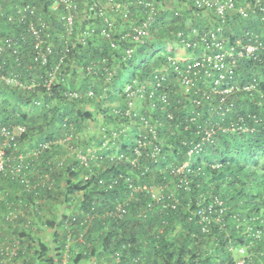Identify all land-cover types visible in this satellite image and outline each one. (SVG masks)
Returning a JSON list of instances; mask_svg holds the SVG:
<instances>
[{
    "label": "trees",
    "instance_id": "1",
    "mask_svg": "<svg viewBox=\"0 0 264 264\" xmlns=\"http://www.w3.org/2000/svg\"><path fill=\"white\" fill-rule=\"evenodd\" d=\"M96 1L77 0L80 20L70 50L65 54L61 38L64 27L60 20L64 9L55 10L57 0H0V44L5 48L0 56V123L26 127V132L17 139L16 155L24 153L25 142H33L34 149L41 144H52L39 158H27L31 185H39L35 192L16 180L4 178L0 183L6 201L16 202L21 198L29 207H37V211L33 209L29 214L30 220L16 222L26 227L14 238L20 242L19 260L28 252L30 260L39 264H62L67 248L71 249L74 244L73 256L75 249L83 250L89 244L92 251L102 249L110 264H132L137 256L142 258L140 264H264V51L256 62L240 60L238 78L242 82L257 78L258 91L251 98L239 95L229 114L234 120L239 116H254L253 133H223L216 123L227 126L231 121L212 119L206 124L209 120L206 116L203 138L211 131L214 132L212 139L205 143L200 155L189 157V136L193 131L185 130L179 112H175L174 120L161 113L162 156L154 163L144 153L139 162L132 165L131 161L120 159L122 155L128 159L135 157L131 138L120 136L113 140V134L121 135L127 123L141 121L140 114L128 118L121 113L125 104L119 97L126 83L132 79L146 80L174 56L167 50L177 43L178 30L187 29L189 24L210 31L219 24L214 14L208 13L207 18L201 19L202 13L194 8L195 0H157L160 13L151 29L150 40L128 58L125 51L133 45L123 37L131 32V21L141 11L138 0H112L123 8L128 7L130 18L125 16V11L111 9L114 27L110 40L101 34L103 21L87 17L89 6ZM26 6L33 8L35 15H27L25 22H21L19 11ZM179 9H185L180 19L174 16V11ZM39 20L48 26L43 37L52 46V52L46 54L44 45L45 58L37 53L28 33V25ZM88 32L92 36L85 38L83 34ZM247 32L264 40L261 17L245 20L233 14L222 36L227 44L234 45L239 40L245 41ZM9 40L11 42L7 43ZM112 42L118 49L111 48ZM106 68L114 72L113 80L108 83L103 76ZM54 74L55 79L48 89L45 85ZM9 78L25 89L8 84L5 80ZM90 91L94 92V97L89 99ZM75 94L79 95L78 99L73 97ZM116 101L118 104L113 106ZM89 107L97 110L104 121L99 138L86 143L81 134L97 119ZM175 107L173 104L171 109ZM26 108L30 112L25 111ZM70 135L76 137L72 142L74 149L84 154L88 149L93 151L88 166L81 164L74 150L53 144ZM11 151L14 152L13 148ZM184 162H188L191 169L188 188L182 184L183 176L172 175L169 170ZM45 176L51 177V188L40 178ZM60 178L67 180L65 191L56 188ZM150 187L160 188L165 196L174 194L179 200L177 209H173L172 204L168 206L166 199L153 200ZM137 188L141 190L135 192ZM55 190L60 196L64 194L63 204L77 199L81 206L68 218L70 226L63 227L61 237L54 231L61 245L53 255L54 247L48 246V242L41 244V250L37 248V238L29 228L33 221L45 220L46 228L54 229L55 222L42 212V198L49 197ZM15 192H19L16 197ZM39 200L42 205L37 204ZM197 203L201 204L200 208L212 207L213 210L212 218L203 226L193 214L198 209ZM121 205L127 211L122 219L109 216ZM227 207L230 210L221 213ZM0 209L4 211L5 206L0 205ZM117 253H120V261H116ZM79 257L82 259L83 255Z\"/></svg>",
    "mask_w": 264,
    "mask_h": 264
},
{
    "label": "built area",
    "instance_id": "2",
    "mask_svg": "<svg viewBox=\"0 0 264 264\" xmlns=\"http://www.w3.org/2000/svg\"><path fill=\"white\" fill-rule=\"evenodd\" d=\"M156 1H137L141 11L136 19L131 21V32L123 37L124 40L133 45V47L125 51L126 57H132L137 49L148 44L151 29L160 13ZM194 5V8L196 7L200 10L203 15V17L200 15L201 19L207 18L208 13L210 15L214 14L219 24L217 28L203 31L188 24L187 29L178 30L175 34L177 43L173 48L171 47L167 50L168 54H174V56L169 57L167 63L160 69L155 70L153 75L146 80L132 79L126 83L123 94L119 97L125 104V110L121 112L123 115L128 118L135 117L138 114L141 115V121L138 123L131 121V125L127 123V127L124 128L121 135L113 134V140L119 139L120 136H124V138L130 137L132 144H135L133 148L135 157L132 159H128L125 155L120 157L121 160L131 161L132 165H136L144 153L154 163H157L159 157L162 156L161 140L159 138L161 113L165 114L169 120H174L175 112H179V118L181 123L185 124V130L189 133L193 131L191 136H189L191 141V146H188L189 157L200 155L205 143L212 139L214 132L211 131L203 138V118L206 116L209 118L206 124H210L212 119H218L217 121L224 123L225 121H231L227 126L216 123L217 129L219 128L218 130L223 133L248 134L255 131V125H253L254 116H239L238 119L234 120L229 117V114L233 112L234 102L239 95L251 98L256 90L258 91L259 80L253 77L247 82H242L237 76V69L240 60L253 59L255 62L259 60L260 52L264 51V40L255 33L247 32L245 41L239 40L234 45H229L225 42L222 35L225 32L229 17L233 14L245 20L261 17L264 22V0H245L242 2L236 0H195ZM54 8L55 10L58 8L64 9V13L60 16L64 27L61 38L64 40V53L67 54L71 47L72 37L76 34L77 21L80 20L79 5L77 0H57ZM111 9L125 11L127 12L125 16L130 18L129 8L114 4L112 0H98L89 6L87 10L89 20L100 19L103 21L104 27L101 30V34L109 40L114 27L113 18L110 15ZM183 10L185 9L174 11V16L179 19L182 18ZM19 15L21 22H25L27 15H35V10L30 6H26L21 8ZM47 29L48 26L42 20L28 25V33L34 41L35 50L43 58L46 57L47 53L50 54L52 52L51 44L46 42L43 37V33ZM83 35L87 38L92 36V33L88 32ZM10 42V40L7 41V43ZM44 45L47 47L46 54L42 53ZM111 48L118 49V45L112 42ZM177 48H180L188 55L180 59L177 56ZM4 50V46L0 44V56ZM103 76L107 83L111 82L114 78V72L106 68ZM54 79L55 74L45 87L50 89ZM5 81L8 84L14 83L25 89V86L14 79L9 78ZM78 96V94H75L73 97L78 99ZM87 97L89 99L93 98L94 92H88ZM104 97H106L105 94ZM173 104L176 106L175 110L171 109ZM25 132L26 127L6 126L0 123V183L4 178L16 180L20 184L25 185L28 190L32 189L35 192L39 185H31V173H28L30 167L26 162L27 158L22 154H15L17 139ZM75 138L72 135L65 136L53 144L74 150L81 164L88 166L93 151L88 149L87 154H84L80 149L76 147L74 149L72 142ZM51 145V143L41 144L39 148H35L30 153L29 157L39 158L43 155L42 153L50 149ZM12 148L14 152L11 151ZM9 152L11 153L9 154ZM62 164L63 161L59 165L61 166ZM169 170L172 175L183 176L182 184L188 188L190 182L188 175L191 172L188 162L175 166V168L171 167ZM40 178L47 187H52L53 182H51L50 176ZM140 190L141 188H137L134 191L138 192ZM148 190L153 200L162 202L166 199L168 206L172 204V208L177 209L179 200L174 194L169 196L162 195L160 188L156 187H150ZM35 196H38V193H35ZM37 204H40V200ZM0 205L5 206V210L0 215V230L8 225L16 224L20 219L30 220L29 214L34 210L37 211L36 206L29 207L27 202L21 198H18L16 202L6 201L1 191ZM200 205V203L196 204L198 209L193 214L199 218L197 223L203 226V223H208L212 218L213 210L212 207L200 208ZM228 210H230L229 207L221 210V213ZM126 212L125 207L121 205L117 211L110 213L109 216L122 219ZM216 219L219 221L218 217ZM19 254V240L14 239L12 242H7L0 237V264H18ZM116 255V261H120V253ZM141 261V256H137L132 259V264H140Z\"/></svg>",
    "mask_w": 264,
    "mask_h": 264
},
{
    "label": "crops",
    "instance_id": "3",
    "mask_svg": "<svg viewBox=\"0 0 264 264\" xmlns=\"http://www.w3.org/2000/svg\"><path fill=\"white\" fill-rule=\"evenodd\" d=\"M185 6L186 5H184V7ZM186 55L188 54L183 52L180 48H177V56L180 59L184 58V56ZM116 104H118V101H116L113 104V106ZM28 109L29 108H26L24 110L30 112V110ZM89 111L97 115L99 117L97 119L98 120L100 119V121L103 123L104 120L102 119L101 115L96 113L97 110L89 107ZM102 123H99V124L95 123L94 128L92 127L91 129H89L90 128L89 127L88 131L85 130V132L83 133V138L85 140L84 142L86 143L92 142V139L99 138L98 135H99V132L101 129L100 126L102 125ZM36 124L39 125L40 123L37 122ZM22 147H23L22 152H24L22 153V155H24L26 158L29 159L30 153L34 150L33 142H25ZM65 180H66L65 178H60L59 180H57L56 188L59 187L60 189L64 190L67 184L66 182L67 180L66 181ZM18 194L19 192H15L13 196L16 197ZM47 196L42 198V203L44 204L42 212H44L43 214L47 219H49L50 221L52 220V222L53 221L55 222L54 229L50 230L49 228H46V226L44 225L46 222L45 220L43 221L35 220V222L33 221L34 223L32 222L33 224L32 223L30 224L31 228H29V230H32L33 235L36 236V238L38 239V240L35 239L37 248L41 250L40 246L43 242L44 243L50 242V245H53L54 247L53 255H56L55 249L60 248L59 246L61 245V243H58L59 241L57 242V240H60L58 237H61V235L63 234V230H62L63 227L66 229L69 228L70 223H69L68 218L73 216L74 215L73 213L77 212L81 205H80V202L77 201V199L76 201H72L71 203L63 204L64 198H65L64 194L63 196H60V194L58 193V191L56 192V190L49 197ZM42 203L40 201L41 205ZM2 212L3 211L0 209V215L2 214ZM25 229L26 227L20 226L18 224H11L0 230V237L2 239H5L7 242H12L14 238L17 236L19 237V233H22ZM54 231L58 233V237L54 236L56 233ZM99 235L100 234H98L97 236ZM100 236H102V234ZM96 239H98V237L94 238V240ZM72 248H74V244L71 246V249L67 248L65 251L66 253L64 252V255L62 257V261H63L62 264H110L108 263L109 259L105 257V255L101 252L102 249L100 248L97 251H92L90 245L86 244V247H83L84 248L83 250L75 249L76 252H74L73 256H72V253H73ZM82 251L83 253H81ZM80 254L83 255L82 259L81 257H79ZM30 258L31 256L29 255L28 252L26 254L24 253L23 258H20L19 260V264H39L37 261H31ZM104 261L105 263H103ZM111 264H114V263H111Z\"/></svg>",
    "mask_w": 264,
    "mask_h": 264
},
{
    "label": "rangeland",
    "instance_id": "4",
    "mask_svg": "<svg viewBox=\"0 0 264 264\" xmlns=\"http://www.w3.org/2000/svg\"><path fill=\"white\" fill-rule=\"evenodd\" d=\"M167 6H168V8H170L169 6H170V4L168 3L167 4ZM126 78V77H125ZM124 78V79H125ZM96 118H99L98 116H96ZM96 124H99V123H102L101 121H100V119L98 120V119H95V121H94ZM95 123L93 124V123H89L88 125H87V127L83 130V132H82V134H81V137H83V133L85 132V130H89V129H91L92 127L94 128V125H95ZM98 126V125H97ZM90 127V128H89ZM101 127V126H100ZM89 128V129H88ZM83 140H84V138H83ZM83 145V144H82ZM68 243H66V245H67ZM48 246H50L51 248H52V245H50V242H48ZM238 255V254H237Z\"/></svg>",
    "mask_w": 264,
    "mask_h": 264
}]
</instances>
